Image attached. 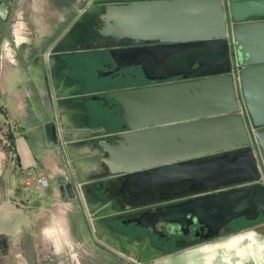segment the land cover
<instances>
[{
  "label": "water",
  "instance_id": "1",
  "mask_svg": "<svg viewBox=\"0 0 264 264\" xmlns=\"http://www.w3.org/2000/svg\"><path fill=\"white\" fill-rule=\"evenodd\" d=\"M98 20V34L114 42H157L111 48L116 71L139 65L150 80L182 78L107 93L127 127L115 142L99 143L108 173L120 174V192L133 201L183 182L191 183L189 192L241 184L143 212L133 221L159 235V218L184 230L196 222L206 229V242L234 219L264 215V0L106 3ZM231 53L240 66L235 75ZM44 128L47 141L56 144L57 125L48 121ZM234 149L239 152L230 158L218 154ZM56 183L63 197H75L64 175Z\"/></svg>",
  "mask_w": 264,
  "mask_h": 264
},
{
  "label": "crops",
  "instance_id": "2",
  "mask_svg": "<svg viewBox=\"0 0 264 264\" xmlns=\"http://www.w3.org/2000/svg\"><path fill=\"white\" fill-rule=\"evenodd\" d=\"M107 2L111 0H0V238L6 244L25 248L33 239L36 191L43 192V199L60 193L56 179L65 173L62 144L66 135L81 158L90 146L85 140L94 141L117 129L108 118L109 126L93 130L95 123H87L84 116L92 107L83 108L77 102L101 99L99 94L107 90L87 85L83 73L87 56L103 51L104 45L86 41L82 33L87 23L96 22ZM5 47L12 61L2 57ZM48 121L57 125L56 144L46 140ZM87 153L84 160L94 162L93 149ZM49 173L56 174V179L40 188L37 179ZM79 195L73 199L61 195V199L80 206ZM55 222L57 218L49 227ZM71 222L76 230L77 221Z\"/></svg>",
  "mask_w": 264,
  "mask_h": 264
},
{
  "label": "rangeland",
  "instance_id": "3",
  "mask_svg": "<svg viewBox=\"0 0 264 264\" xmlns=\"http://www.w3.org/2000/svg\"><path fill=\"white\" fill-rule=\"evenodd\" d=\"M106 49L107 47L101 52L97 50L89 54L86 71H83L87 76L86 81L89 88L107 89L99 94L102 98L104 93L115 88L118 83L116 78L99 76L100 73L106 72L104 64L110 59ZM132 72L137 74V78L142 75L140 68ZM119 79L127 86L137 84L136 80L131 81L122 79V77ZM38 83L41 85V82ZM77 102L83 108L92 107L87 109L84 116L87 123H95L93 130L104 125L109 126V119L117 128L114 132L118 131L124 123L120 109L118 108V111L117 107L113 109L106 107L103 99L79 98ZM89 110H93L94 117L89 115ZM83 134L84 132L80 133L81 136ZM65 140L66 142L62 144L66 167L64 171L73 175L71 180L76 182V185L81 183L80 187L77 186L78 190L74 187L75 195L80 194V206H73L72 202L71 204L66 203L57 191L51 193L49 199H43V192L39 194L37 189L35 194L38 195L39 201L36 206V233L25 248L13 242L11 244L8 242L6 245L5 240L0 242V264H200L211 252L215 253L212 264H236L238 262L240 264H264V215L254 220H247L244 217L234 219L225 226L220 237L197 243L194 246L180 248L164 244L160 248H154L159 244L158 237L147 234L132 223L119 221L121 218L128 217L130 212L113 214L123 209V206L118 207L116 204L114 209L104 207L106 201L110 206H114L110 202L113 195H110L109 199L94 195L93 200H89L86 188L91 185L93 188L90 189L98 193L104 183L103 179L93 176L91 172L104 171V165L99 157L105 156V152L96 145L95 148L86 146V153L79 158L77 154L80 151L70 142L68 143V135ZM98 141L99 139L95 142L98 144ZM92 149L95 152L94 162H87L84 160L88 157L87 151ZM92 177L93 180L90 183L85 182ZM53 218H57V223L49 227L52 225ZM73 220L77 221L76 230L75 223L73 225L72 222L70 223ZM238 234L245 236L252 234V239L245 237L241 243V248L245 251L244 257L239 256L237 251L224 247L228 239ZM204 245L214 248L211 252L200 250ZM250 245L253 251L250 250Z\"/></svg>",
  "mask_w": 264,
  "mask_h": 264
},
{
  "label": "flooded vegetation",
  "instance_id": "4",
  "mask_svg": "<svg viewBox=\"0 0 264 264\" xmlns=\"http://www.w3.org/2000/svg\"><path fill=\"white\" fill-rule=\"evenodd\" d=\"M129 1H140V0H113V1L111 0V2H107V3L129 2ZM85 10L82 11L81 13H85ZM83 17H88V13L85 14ZM232 25H233V23H232ZM99 27H100V22L98 19H96V22H92V24L90 23L88 25V23H87L85 25V28H86L85 31L82 32L83 37L86 39V41L91 42L92 44L102 43L104 45V48L107 47V49H106L107 54H109V50L111 48L142 47V46H149V45H156L157 44V42H145V41L135 43L133 40L127 39V38L121 39L118 42H114L111 37H102V36L98 35L97 30ZM109 56H110V59H109L108 63L104 64L105 65L104 68H106L105 71L110 72L109 75H107V76L116 78L118 80L116 87L111 89V90L147 86V85L159 84L161 82H175L177 80L182 79L180 76H173V77L167 78L165 80L164 79L150 80V79H147L143 75V72H142L141 77L137 78V74L133 73L132 70H134V69L138 70V68H140V70H141V67L139 65L125 67V68H122V69L116 71L115 68L117 66V59L114 60L110 54H109ZM233 58L235 59L234 54L231 53L230 54L231 61H233L232 60ZM125 63H126L125 61H119V64H121V65H123ZM196 66L197 65L195 64L194 67H196ZM117 76L122 77V79H130L131 81L136 80L135 83H137V84L127 86L124 83H122V80L119 79V77H117ZM126 76H128V78ZM108 92L109 91H107L106 93L103 94V96H104L103 98L102 97H100V98L103 99V101H104L103 103H105V105L107 107H109L111 109H113L114 107H117V109H118L119 106L115 103V101L113 99L107 98ZM118 111H119V109H118ZM126 129H127V127L123 123L121 128L118 131H116L112 134L111 133L107 134V135L104 134V135H101L100 137H97L96 140L99 139L98 144L95 142L96 140H94V141L85 140L84 144L90 145L93 148H95V145H96L97 147L100 148L99 143L101 140H105L107 142H115L117 140V138H116L117 133L120 131L126 130ZM238 152H239V150L234 149V150L219 152L218 154L226 153V154H228L227 158H230ZM203 157H209V156H201L200 158H203ZM101 163L104 165V168H105L104 171L97 172L94 174V176H99L101 179L104 180V183L102 184L101 190H99L98 193H96L95 191L93 192L92 189H90V188H93V186L91 187V185H89L86 188L85 191L87 192V196H88L89 200H91L90 198L93 199L94 195L103 196L106 199H109L110 195H113L112 198H110V202H112V204H114V206H110L109 202L106 201L104 204V207L114 209L116 204L118 207L123 206L124 207L123 209L115 211V212H113V214L119 215L118 214L119 212H130L129 213L130 215L128 217L121 218L119 221L122 223H129V224L132 223V224L136 225L137 227H140L141 229H143L147 234L155 235L156 237H158V239H159L158 243L159 244L155 245L154 248H160L164 244H168L169 246L180 247V248L189 247V246H192V245H195L197 243L205 241L203 238L207 232H206L205 228L203 230H201L200 229L201 224H198L196 222L194 224H189L188 230H184L182 227H179L177 223L166 222V221H163L162 219L159 218L154 223L155 229L158 232H161L163 234V235H159V234L151 233L145 227L138 225L135 221H133L134 218H136L137 216H139L143 212H148V213L154 212V211H156L157 208L163 210L164 206H166L168 204H172V203H177V202L184 200L188 197H192L195 195H201V194H205V193H215V192H218L220 190H227V189H230L233 187H238L241 185L238 183V184L213 187V188H210V189H207L204 191H200V192H189L188 188L190 187L191 183L190 182H183V183L171 184L169 186V188L165 190V193H161V192L147 193V194L140 195L139 197H137L136 199L131 201V199L128 196H126L120 192V185H121V180L119 179L120 174L119 175L109 174L107 171L106 165L102 161H101ZM67 181L72 182L70 180H67ZM72 184L74 185L73 182H72ZM166 194L169 195V197L162 199L161 195H166ZM76 197L77 196L75 195L74 198H76ZM259 216H263V214L259 213L256 218H258ZM224 229H225V227H223L221 229V232L219 233L218 236L210 238V239L220 237L222 235L221 233ZM210 239H208V240H210Z\"/></svg>",
  "mask_w": 264,
  "mask_h": 264
},
{
  "label": "bare ground",
  "instance_id": "5",
  "mask_svg": "<svg viewBox=\"0 0 264 264\" xmlns=\"http://www.w3.org/2000/svg\"><path fill=\"white\" fill-rule=\"evenodd\" d=\"M245 237L252 239V234L250 235L248 234L247 236H245L244 234H238V235L232 236L230 239H228L227 242L224 243V247L233 249L237 251L239 256L244 257L245 251L243 250V248H241V243L243 242ZM213 248H214L213 246L204 245L200 250L211 252ZM249 248L251 251H253V247L251 245ZM214 257H215V253L211 252L210 254H207L204 257L203 261L200 264H212L213 263L212 260L214 259ZM236 264H240V263L238 262Z\"/></svg>",
  "mask_w": 264,
  "mask_h": 264
},
{
  "label": "built area",
  "instance_id": "6",
  "mask_svg": "<svg viewBox=\"0 0 264 264\" xmlns=\"http://www.w3.org/2000/svg\"><path fill=\"white\" fill-rule=\"evenodd\" d=\"M2 57H5V58H7L9 61H12V56H11V54H10V52H9V49H8L7 47H5V48L3 49V51H2ZM232 60H233V61H232V70H231V73L235 75V74L239 71L240 66H239L238 62H237L234 58H233ZM12 155H13V154H12ZM60 172H61V170H60ZM63 173H64V172H63ZM63 175L67 178V180L72 181L71 179H73V175L70 174L68 171H65V173H64ZM56 177H57L56 174H54V173H49V174H47L46 176H43V177L38 178V179H37V183H38V185H39L41 188H43V187L48 186L49 181L55 179ZM260 182L264 184V173L261 174ZM75 185H76V184L74 183V186H75ZM77 186L80 187V186H81V183H77V185H76V187H75L76 189H77ZM77 190H78V189H77Z\"/></svg>",
  "mask_w": 264,
  "mask_h": 264
},
{
  "label": "trees",
  "instance_id": "7",
  "mask_svg": "<svg viewBox=\"0 0 264 264\" xmlns=\"http://www.w3.org/2000/svg\"><path fill=\"white\" fill-rule=\"evenodd\" d=\"M102 10H103V8H102ZM102 10H101V12H102ZM0 242H3V239L2 238H0ZM7 245V244H6Z\"/></svg>",
  "mask_w": 264,
  "mask_h": 264
}]
</instances>
